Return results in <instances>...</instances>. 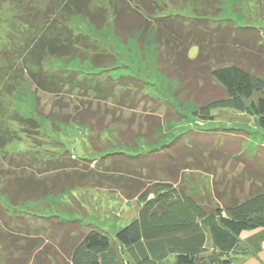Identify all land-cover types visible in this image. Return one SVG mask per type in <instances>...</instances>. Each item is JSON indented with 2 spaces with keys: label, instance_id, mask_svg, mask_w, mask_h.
I'll use <instances>...</instances> for the list:
<instances>
[{
  "label": "trees",
  "instance_id": "1",
  "mask_svg": "<svg viewBox=\"0 0 264 264\" xmlns=\"http://www.w3.org/2000/svg\"><path fill=\"white\" fill-rule=\"evenodd\" d=\"M2 1L9 4L10 11L0 13V23L5 24L4 35L0 36V151H6L23 136L32 139L28 137L32 134L36 140L42 134L40 114L24 116L9 106L8 97L26 87L33 88L37 99L38 94H44L61 100L64 91L69 92L68 96L80 91L90 99L110 100L122 108L135 107L136 96L161 104L144 92L138 78L113 75L119 70L117 58L97 41L76 32L71 26L76 18L97 30L111 24L122 42L139 33L142 43L154 33L156 70L166 80L178 83L174 93L177 100L193 102L200 112L221 105L250 112L256 117V130L264 132V30L222 18V0H187L190 14L182 10L159 13L161 0ZM193 48L197 52L191 57ZM48 60L88 63L94 72L45 71ZM67 102L60 106L55 100L47 118L52 124L88 127L89 146L98 157L93 161L76 155L72 158L68 151L44 153L39 144L3 156L0 252L6 255L7 264H233L249 255L239 237L245 231L264 228V146L252 156L248 154L246 139L231 136L245 135L244 129H190L144 153L109 152L99 146L100 136L114 111H101L99 105L95 109L82 101L70 110ZM155 113L149 110L144 115L140 133L132 135L129 127L118 132V139L132 144L142 138L155 146L154 138L162 123L182 119L171 108L163 115ZM199 153L236 161L242 166L243 176L258 181L260 189L240 204L228 203L223 210L203 207L185 192L186 188L177 187L189 166L186 160L198 159ZM93 162L94 169H90ZM143 175L147 184L140 178ZM84 188L113 189L126 201L155 195L144 205V210L154 209L143 221L136 218L115 232L113 238L80 219L30 214L50 223V239L56 243L52 250L43 246L32 253L36 237L30 239L26 234L38 235L44 230L34 228L32 219L22 216L19 209L29 202ZM190 213L199 219L194 222V215L187 217ZM124 250L129 252L127 260Z\"/></svg>",
  "mask_w": 264,
  "mask_h": 264
},
{
  "label": "rangeland",
  "instance_id": "2",
  "mask_svg": "<svg viewBox=\"0 0 264 264\" xmlns=\"http://www.w3.org/2000/svg\"><path fill=\"white\" fill-rule=\"evenodd\" d=\"M161 1L159 13L170 14L182 10L184 13L190 14L192 11L187 0ZM220 8L222 18L232 20L237 25H254L264 30V0H222ZM9 9V4L0 0V13L3 14L5 11H10ZM5 17L3 18L4 20ZM4 25V23H0L1 37L5 32ZM71 26L76 32L89 36L115 55L118 60L117 67H119V70L114 72L113 75L128 74L138 78L145 87L144 92L157 99L161 104L146 102L142 99L140 100V96H136V101L138 102H136L135 107L126 106L122 108L116 106L110 100L103 102L90 99L91 96H83L80 91H74L70 96H68L69 92L64 91L61 100L44 94H38L37 99L32 87H26L22 91H15L12 96L8 97L9 106L24 116L40 114L38 123L42 134L40 133L36 136V140H34V135L32 134L28 136L32 139L23 136L22 139L19 138L15 143H12L6 151H0V166L2 165L3 156H10V153L33 149L38 144L42 146L41 152L44 153L68 151L72 158L76 155L77 157L93 161L97 159L98 156L95 155V152L89 146L90 131L88 127L80 126L77 123L66 125L55 122L52 124L47 118L48 114L53 110L55 100L61 106L68 104L67 99L69 100L70 110L75 106H79L82 101L86 104H93L92 107L95 109L99 105L102 109L101 111L105 109L110 112L114 111L113 118L109 115L106 120L108 128L100 136L102 144L99 146L103 151H120L136 155L163 144H168L174 138L190 129L224 130L235 127L244 129L247 132L245 135L239 133L231 134V136L246 139L245 150L251 156L259 146H264V132L260 129L256 130V117L252 113L238 112L227 105L216 106L200 112L195 109L193 102L179 101L174 97L178 83L163 78L155 67L156 45L154 33L147 35L142 43L139 42V33L133 34L127 41L122 42L114 35L111 24L101 30H97L84 19L76 18L72 20ZM196 52V48L191 49L190 56L194 57ZM60 70H70L80 74L94 72L88 63L82 64L78 61L68 63L63 60H48L45 64V71ZM63 98L66 99V102ZM168 108L178 113L182 119L179 121L173 120L172 122L164 121L154 138L155 146H150L149 142L142 138L136 139L132 144L118 139V132H125L129 127L132 135L140 133L144 115L149 110L156 111V115H163ZM67 112L69 113L70 111ZM14 128L17 130V126L14 125ZM17 131L20 133L19 130ZM197 156L199 157L198 159L186 160L189 166L183 171L179 179L181 183H178L180 185L177 187L183 186L186 188L185 192L192 195L198 201V204L203 207L209 209L217 206L223 210L222 207L228 203L240 204L242 199L257 193L260 189L258 181L255 182L251 178L243 176L242 166L237 164L236 161L217 154L199 153ZM94 164L95 162L89 164V168L94 169ZM140 178L147 184L144 175ZM148 185H151V183ZM154 196L150 195L142 200L126 201L120 193L113 189L84 188L71 190L64 195L48 198L42 202L26 203L19 210L23 212L22 216L32 219L30 224L34 228L44 230L39 232L38 235L26 234L30 236V239L36 237L37 242L32 252L36 254L35 252L41 251L40 249L43 246L51 247L52 250L56 245L54 239H50L52 238L50 237L52 235L50 223L37 219L38 217L58 216L64 220L80 219L84 224L101 228L107 232L109 237L113 238L115 232L128 225L132 220L140 218L143 221L144 218L150 215L154 208L151 211L149 209L144 210V205L147 201L153 199ZM8 211L12 213V210ZM30 214H35L38 217H29L31 216ZM187 215V217L191 218L194 215V222L199 219L196 214L190 213ZM150 222L152 223L151 219ZM1 225L3 224L0 220ZM0 228L2 229V226ZM160 230L162 231L163 229ZM14 233L17 232L15 231ZM23 233L19 234L24 236ZM22 244H24V241H22ZM5 256L0 252V264H7ZM123 256L127 260L129 252L124 250ZM170 260L172 261V258ZM64 262L66 261H54L52 264H64ZM124 262L123 264H126ZM16 264L21 263L17 261Z\"/></svg>",
  "mask_w": 264,
  "mask_h": 264
},
{
  "label": "crops",
  "instance_id": "3",
  "mask_svg": "<svg viewBox=\"0 0 264 264\" xmlns=\"http://www.w3.org/2000/svg\"><path fill=\"white\" fill-rule=\"evenodd\" d=\"M239 238L249 255L233 264H264V228L245 231Z\"/></svg>",
  "mask_w": 264,
  "mask_h": 264
},
{
  "label": "bare ground",
  "instance_id": "4",
  "mask_svg": "<svg viewBox=\"0 0 264 264\" xmlns=\"http://www.w3.org/2000/svg\"><path fill=\"white\" fill-rule=\"evenodd\" d=\"M221 157V156H220Z\"/></svg>",
  "mask_w": 264,
  "mask_h": 264
}]
</instances>
